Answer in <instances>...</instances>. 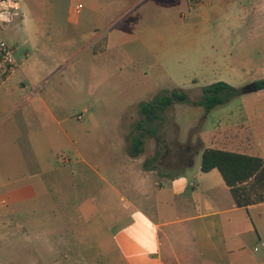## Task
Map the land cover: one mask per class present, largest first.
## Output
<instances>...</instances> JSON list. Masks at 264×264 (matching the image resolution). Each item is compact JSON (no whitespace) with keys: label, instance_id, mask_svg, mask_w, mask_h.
<instances>
[{"label":"rangeland","instance_id":"rangeland-1","mask_svg":"<svg viewBox=\"0 0 264 264\" xmlns=\"http://www.w3.org/2000/svg\"><path fill=\"white\" fill-rule=\"evenodd\" d=\"M15 1L22 8L14 12V24L0 27L9 45L17 48L22 19L41 15L44 23H36L30 88L21 91L1 80L0 96L10 92L11 106L42 110L46 104L60 124L35 113L36 129L47 125L50 135L48 191H39L32 213L30 207L0 204V264H111L114 258L102 245L119 224L108 222V209L119 219L127 215L136 192L130 191L128 172L146 170L149 160L152 184L164 172L178 174L184 147L195 149L210 138L212 118L205 119L198 103L203 88L218 81L242 88L264 72V0ZM23 28L21 37H32ZM32 87L38 95L22 101ZM173 90L189 101L147 123L140 106ZM259 91L248 98L264 100V89ZM261 122L255 121L256 131L264 140ZM141 132L143 152L132 157ZM46 178L39 175L38 182ZM116 182L119 192L111 186ZM95 208L108 223L93 225ZM32 217L61 221L53 226L56 236L31 225ZM94 228L103 230L97 234Z\"/></svg>","mask_w":264,"mask_h":264},{"label":"crops","instance_id":"crops-1","mask_svg":"<svg viewBox=\"0 0 264 264\" xmlns=\"http://www.w3.org/2000/svg\"><path fill=\"white\" fill-rule=\"evenodd\" d=\"M22 23L23 31L28 30L32 37H21ZM36 23L39 26L44 23L41 15L27 16L16 24L20 29L15 39L18 46H11L15 48L17 65L10 75H0L2 84L13 83L21 91L30 88L27 84L34 79L35 34L39 32ZM258 72L248 82L264 79V72ZM35 89L32 87L30 95L22 101L37 96L39 92ZM252 93L238 96L205 115L206 120L212 118L210 138L194 149L192 154L197 151L198 161L194 155L192 164H180L178 174L164 172L152 184V169L128 172L130 191L136 192L128 204L127 215L119 219L113 208L108 209L112 215L108 222L119 224L110 243L102 245L114 258L111 264H264V201L238 206L219 170L201 169L202 153L209 148L264 160V140L258 136L255 123L257 119L264 121V100L248 98ZM1 95L0 204L30 207L32 213L35 209L31 203L36 201L39 191H48L46 177L53 162L47 125L43 130L36 129L35 113L41 111L57 124L60 121L46 104L42 110L25 104L11 106L10 92ZM237 99L241 100L235 103ZM186 157L189 159V154ZM38 167L43 169L41 173L37 172ZM39 175L46 179L38 182ZM111 186L119 192L117 182ZM244 186L258 190L252 181ZM251 193L254 199L255 192ZM98 215L95 208L93 225L108 223L106 217ZM28 222L46 226L48 235L55 237L58 229L53 226L61 221L32 217ZM94 230L98 234L103 229Z\"/></svg>","mask_w":264,"mask_h":264},{"label":"trees","instance_id":"trees-1","mask_svg":"<svg viewBox=\"0 0 264 264\" xmlns=\"http://www.w3.org/2000/svg\"><path fill=\"white\" fill-rule=\"evenodd\" d=\"M257 91L264 89V79L255 82ZM203 95L198 102L204 107L205 113H209L219 105H225L232 99L241 96L244 93L242 88L234 87L226 82L218 81L203 88ZM189 98L185 92L173 90L170 93L158 95L151 101L140 106L142 115L147 123H153L160 118L165 109L175 103L188 102ZM137 129L143 130V125L138 124ZM144 134L143 132L133 139L130 155L138 157L143 152ZM179 163L183 166L192 164L193 153L192 146H185ZM189 154L190 158L186 156ZM185 163V164H183ZM149 160L145 162L146 168L149 167ZM152 169V168H150ZM201 169L208 172L212 169H218L226 185L230 188L236 204L240 207H247L254 201H264V160L258 156H251L220 149H205L202 153ZM252 181L258 190H249L246 184ZM255 192L253 199L252 193Z\"/></svg>","mask_w":264,"mask_h":264},{"label":"built area","instance_id":"built-area-1","mask_svg":"<svg viewBox=\"0 0 264 264\" xmlns=\"http://www.w3.org/2000/svg\"><path fill=\"white\" fill-rule=\"evenodd\" d=\"M21 8L19 1L0 0V27L11 24L14 12L21 10ZM82 8L81 4L76 6V12L79 13ZM16 65L15 48L6 42L0 31V75H10Z\"/></svg>","mask_w":264,"mask_h":264},{"label":"water","instance_id":"water-1","mask_svg":"<svg viewBox=\"0 0 264 264\" xmlns=\"http://www.w3.org/2000/svg\"><path fill=\"white\" fill-rule=\"evenodd\" d=\"M244 90V93H252V92H256L257 91V87L255 85V82L245 86L242 88Z\"/></svg>","mask_w":264,"mask_h":264}]
</instances>
